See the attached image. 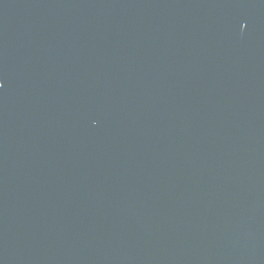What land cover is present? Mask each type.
Returning <instances> with one entry per match:
<instances>
[{"label":"water","instance_id":"obj_1","mask_svg":"<svg viewBox=\"0 0 264 264\" xmlns=\"http://www.w3.org/2000/svg\"><path fill=\"white\" fill-rule=\"evenodd\" d=\"M0 264H264V0H0Z\"/></svg>","mask_w":264,"mask_h":264}]
</instances>
